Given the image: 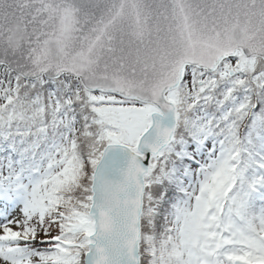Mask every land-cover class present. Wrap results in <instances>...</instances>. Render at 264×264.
I'll return each instance as SVG.
<instances>
[{"label":"snow or ice","instance_id":"obj_1","mask_svg":"<svg viewBox=\"0 0 264 264\" xmlns=\"http://www.w3.org/2000/svg\"><path fill=\"white\" fill-rule=\"evenodd\" d=\"M0 264H264V0H0Z\"/></svg>","mask_w":264,"mask_h":264}]
</instances>
